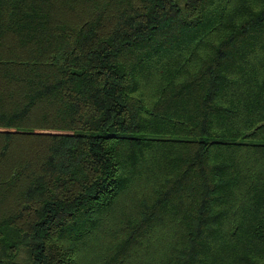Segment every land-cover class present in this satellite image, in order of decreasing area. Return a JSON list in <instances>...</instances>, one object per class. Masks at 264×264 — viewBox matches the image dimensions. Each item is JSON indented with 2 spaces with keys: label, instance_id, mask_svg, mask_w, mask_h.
<instances>
[{
  "label": "trees",
  "instance_id": "trees-1",
  "mask_svg": "<svg viewBox=\"0 0 264 264\" xmlns=\"http://www.w3.org/2000/svg\"><path fill=\"white\" fill-rule=\"evenodd\" d=\"M0 264H264V0H0Z\"/></svg>",
  "mask_w": 264,
  "mask_h": 264
}]
</instances>
